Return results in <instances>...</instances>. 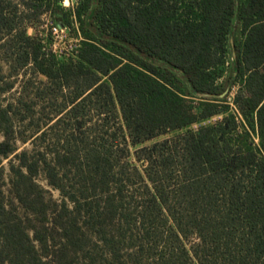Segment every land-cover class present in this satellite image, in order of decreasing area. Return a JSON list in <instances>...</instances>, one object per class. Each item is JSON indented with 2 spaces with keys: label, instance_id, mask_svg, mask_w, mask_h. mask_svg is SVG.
I'll return each instance as SVG.
<instances>
[{
  "label": "trees",
  "instance_id": "16d2710c",
  "mask_svg": "<svg viewBox=\"0 0 264 264\" xmlns=\"http://www.w3.org/2000/svg\"><path fill=\"white\" fill-rule=\"evenodd\" d=\"M61 2L0 0L13 68L45 77L40 98L56 102L8 183L13 107L0 109V264H264V0ZM46 14L80 36L71 55L27 34ZM119 116L123 153L127 138L176 135L138 148L140 168L120 163L103 131ZM61 125L62 149L45 145ZM74 169L114 189L103 206L68 189Z\"/></svg>",
  "mask_w": 264,
  "mask_h": 264
},
{
  "label": "rangeland",
  "instance_id": "374dc122",
  "mask_svg": "<svg viewBox=\"0 0 264 264\" xmlns=\"http://www.w3.org/2000/svg\"><path fill=\"white\" fill-rule=\"evenodd\" d=\"M56 17L59 18V15H57ZM52 20L53 18L49 14L47 16H43L40 24L34 25L33 27H28L27 34L33 37L35 33L42 32L43 30L47 33V28H45L44 26L47 21L50 22ZM46 33H44V35ZM70 34V37L68 36L67 39H64L62 41L54 40L52 37L50 38L48 36L47 38H43L45 39L43 44L45 50H54L56 51L57 56L62 57L71 55L75 50V42L73 41V33L71 32ZM15 49V42H0V109H4L9 105L13 107L10 114L15 131L14 145L16 150V152L11 154L7 159L2 160V165L5 169L4 179L7 183L10 176L9 166L11 164L17 163L15 155L24 150L30 152L33 150L32 141L36 136L39 135L36 134L37 126H39L43 130L46 129L45 123L47 122L48 117H52L54 115L56 104V102L48 101L46 99L44 101L40 98L38 89L42 88L41 83L46 82L45 77L36 75L26 69L15 70L13 68L12 60ZM29 106L31 107L33 113L28 111ZM91 114L93 116V121H96L98 119L96 114ZM20 119H23V121H21ZM216 120L217 119H213L209 121V123H213ZM121 125L122 121L120 116L117 119L111 118L108 120V125L103 129V131L108 130L110 133H114L116 139L110 140L108 142L105 141V145L107 147L113 145L112 152H114L115 155L118 156V159L121 160L120 163L130 162L138 166L139 168L140 166L135 161L134 156V153L138 148L143 146H151L156 142H160L164 139H170L174 135H176V133H167L164 135H160L153 140L142 144L140 147L132 146L129 139L127 138V146L130 154H126V152H122L125 149V145L122 141L123 133L121 132V130H119V127ZM123 131L124 133H126L125 130ZM67 134L68 132H64L61 125L57 127L56 131H54L52 134L48 133V136L46 137L47 143L45 145H47L48 142H51L56 144V150H61L65 137H69V135ZM50 139L53 140L51 141ZM3 140L4 137L0 133V142H2ZM127 175H130L129 171ZM65 179V184L67 185L68 189H72L78 195H83L88 199L90 198L94 202L99 201L102 206L107 195L106 193H108L109 191H114L111 186L105 187L97 181L93 183V181L91 180V176L88 173L80 172L79 170L75 169L68 172ZM36 181L44 191L43 196L45 200L48 201L51 199L57 204L61 203L62 197L60 193L48 185L43 172L39 173ZM6 189H8V185L6 186ZM76 223L77 227H73L77 229L78 227H80L81 220H76ZM85 233L87 234L86 231ZM89 235L92 239L91 244L95 243L94 236H91V234Z\"/></svg>",
  "mask_w": 264,
  "mask_h": 264
},
{
  "label": "built area",
  "instance_id": "2783aa9c",
  "mask_svg": "<svg viewBox=\"0 0 264 264\" xmlns=\"http://www.w3.org/2000/svg\"><path fill=\"white\" fill-rule=\"evenodd\" d=\"M61 4H62L63 8H65L66 10H69L73 13L74 8L77 5V0H62ZM47 15L48 14H46L44 16H47ZM72 20H73V26L78 33V24H77L74 16H72ZM44 27L47 28V33H49L50 36L54 40L62 41L64 39H67L68 36L70 37L67 29H63L60 25H55L52 21H50V22L47 21V23L45 24ZM78 35H79V33H78ZM80 40H81L80 36L73 39V41L75 42V45H74L75 50H77V48L79 47ZM51 51H52V53H54L56 55V51H54V50H51Z\"/></svg>",
  "mask_w": 264,
  "mask_h": 264
}]
</instances>
